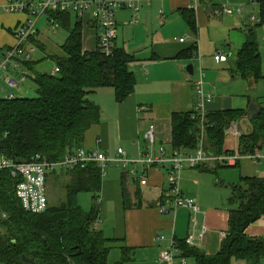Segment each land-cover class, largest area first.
Masks as SVG:
<instances>
[{
    "label": "trees",
    "instance_id": "obj_1",
    "mask_svg": "<svg viewBox=\"0 0 264 264\" xmlns=\"http://www.w3.org/2000/svg\"><path fill=\"white\" fill-rule=\"evenodd\" d=\"M250 2L258 5L260 22L245 29V42L237 50L234 69L229 73L232 79L245 80L252 87L259 80H264L256 32L259 26L264 25V0ZM47 15L67 31V37L60 46L62 54L50 57L58 71L54 74L35 73L36 97L0 98V154L16 162H30L35 155L57 161L81 148L85 132L100 119V108L88 99V95L99 88L110 87L115 101L120 103L133 93L136 86V76L130 68L135 58L130 52L115 44L112 53L103 54L97 43L93 50H86L82 44L83 24L80 18L66 11L48 12ZM181 15L187 28L195 35L197 25L193 9H182ZM37 34L38 31L34 35ZM34 35L28 38V42L33 48L43 49ZM196 52L197 46L193 43L176 57L192 59ZM30 58L19 59V67L11 69L16 78L21 76V70L33 71L35 63ZM254 104L248 99L245 109L208 111L205 115L206 151L215 154L226 151L227 126L246 117L251 128L240 136V141L250 145L264 142V106ZM193 113L194 110L170 113L171 150H193L196 147L199 125ZM221 167L224 165L204 164L197 168L217 174ZM54 174V180H64L60 187L65 196L57 204L48 203L42 213L23 211L15 195V186L20 179L11 177L9 172L1 175V264H25L22 255L32 259L34 264L107 263L113 239L96 228L102 183L99 167L88 163L84 168ZM124 176L122 196L124 207H127L129 200ZM229 188L228 228L217 252L207 254L199 247L187 245L184 239L176 240V257L184 259L185 264L188 261L191 264H234L235 261L237 264H261L264 260V237L246 233L248 226L264 216V176H241L238 182L230 183ZM81 192L92 194L93 203L89 211H84L78 204ZM135 195L139 198L138 191ZM163 202L162 194L160 204ZM121 251V260L115 264H123L129 259L126 248Z\"/></svg>",
    "mask_w": 264,
    "mask_h": 264
},
{
    "label": "crops",
    "instance_id": "obj_2",
    "mask_svg": "<svg viewBox=\"0 0 264 264\" xmlns=\"http://www.w3.org/2000/svg\"><path fill=\"white\" fill-rule=\"evenodd\" d=\"M6 2L7 0H0V8L4 7ZM217 8L221 9V5L216 0H199L196 6L194 0H152L149 5L141 4L138 15L131 8H120L116 11L115 43L135 58L130 68L136 76V86L133 93L120 103L115 101L112 91L110 94L106 91L99 94L103 87L88 95V99L99 106L100 119L85 132L83 148L95 149L112 156L118 147H122L129 158H134L133 154L136 151L139 153L146 149L145 132L152 124L154 147L169 145L170 150V113L193 110L195 102L193 82L199 68L204 73L195 35L188 36L190 30L183 20L181 10L193 9L197 28L203 31L205 28L213 29L211 22L215 27L217 19H224L222 17L225 14H215ZM159 9L162 10V14ZM135 17L136 23L128 24ZM24 20L23 13L0 11V50L5 51L16 44L13 31L18 23ZM183 35L188 36L190 40L187 41ZM90 36L93 46L83 45L86 50H93L96 47L95 33L93 35L91 33ZM180 38H183L182 42L179 41ZM193 43L197 46V52L192 61L176 57ZM213 61L220 65L227 62L228 58L225 62H216L214 59ZM188 64H193L192 73L185 69ZM1 83L0 79V86ZM210 87L206 85V92L210 93L213 99ZM6 89L8 90L6 93H12L14 97L22 90L19 86ZM212 99L208 109H219L220 105L221 108L227 107L225 102L221 104L225 97L222 100ZM108 172L102 176L98 196L100 224H97L96 228L102 230L107 238L113 239L112 243L118 246L119 252L126 248L127 252L141 255L146 264H158V253L163 245L156 242V235L163 234L166 238L173 236L175 240L184 239L190 229L189 211L178 208L173 214V219L168 216L169 213L159 212L160 198L166 189V173L160 167H151L147 170L145 185L139 184V181L133 178L130 182L126 170ZM123 174L129 200L127 207H124L122 196ZM192 183H182L180 189L183 195L194 198L201 208V212L197 214L195 232H198L202 225H205L206 232L197 247L207 254H214L219 248L222 233L227 231L228 212L224 208L199 201L198 184L195 181ZM137 191L139 198L135 195ZM246 233L264 237V216L248 226ZM113 245L112 247H115ZM261 264H264V260Z\"/></svg>",
    "mask_w": 264,
    "mask_h": 264
},
{
    "label": "built area",
    "instance_id": "obj_3",
    "mask_svg": "<svg viewBox=\"0 0 264 264\" xmlns=\"http://www.w3.org/2000/svg\"><path fill=\"white\" fill-rule=\"evenodd\" d=\"M151 1L7 0L0 11L23 13L25 20L14 28L13 34L16 44L7 48L0 56V79H2L0 91L5 93L4 97L13 98L14 95L6 93L5 89L16 88L19 82H23L27 78L26 70L20 71L21 76H18V78L20 77L18 79L11 69H17L19 59L28 60L35 51L32 46L25 47L28 38L37 31L34 28L35 22L32 20V16H45L49 28L53 30L60 28V25L54 18H49L48 12H69L95 30V39L99 50L103 54H110L116 44V9L120 7L131 8L138 15L141 4L149 5ZM194 2L196 6L199 0H194ZM159 12L162 14L161 9ZM215 12V14H233V10L226 5H222L221 9H217ZM236 12L237 14L241 13L239 9ZM136 21L135 17L129 23L135 24ZM250 21L258 23L260 19L252 16ZM262 39L264 40V36ZM179 41L182 42L183 38H180ZM227 58V55L220 51L213 55L216 62H225ZM57 71L58 67L55 66L51 73L54 74ZM203 78L204 73L199 68L197 77L193 82L195 91L193 115L198 120L199 125L197 143L193 150H166L164 146H159L156 149L154 147V125L151 124L145 132L147 147L138 153L137 158H129L122 147H118L112 156L95 149L81 147L57 161H48L39 155H35L30 162H16L4 154H0V178L5 172H9L13 178L18 177L20 181L15 186V195L21 208L28 213H42L48 206L47 179L51 173H63L76 168H84L88 163H95L100 169L101 176H104L110 167L117 166L125 169L133 179L139 181V184L145 185L147 183V170L151 167H160L166 172L167 189L163 191L164 202L159 205L158 210L160 213H169L172 210L175 214L178 208L187 209L189 211L190 229L184 241L189 246L197 247L203 240L206 227L202 225L201 229L195 232V226L198 223L197 214L201 212V208L194 198L183 195L180 189L181 171L184 168H197L204 164L235 167L243 160H248L253 164L264 162V142L258 141L253 145L242 143L240 136L244 132L240 131L237 122H231L225 131L226 138L227 135L235 138L233 146L226 148V151L219 154L206 151L205 110L206 104L212 99V95L205 91ZM138 165L142 167L141 171L137 170ZM1 215L5 217L4 213ZM224 235L225 233H222V237ZM155 239L156 242L163 245L158 253V264H185L184 259L176 257L178 255L177 242L173 236L166 238L163 234H158Z\"/></svg>",
    "mask_w": 264,
    "mask_h": 264
},
{
    "label": "rangeland",
    "instance_id": "obj_4",
    "mask_svg": "<svg viewBox=\"0 0 264 264\" xmlns=\"http://www.w3.org/2000/svg\"><path fill=\"white\" fill-rule=\"evenodd\" d=\"M216 2L221 6L226 5L232 9L233 14H225V16L222 17L224 18L222 20L217 19L215 27L211 22L210 25L213 29L205 28V30L202 31L200 28H197V33L194 37L196 44H198V55L202 60L201 66L204 70V89L206 91V85L211 86L210 91L213 94L212 101H215L216 99L222 100V98L225 97L226 99L221 103H226L225 106L227 107L225 108L245 109L248 107V99H250L251 102L264 106V80H259L255 86L251 87L248 86V83L245 80L236 78L232 79L229 73L231 69H234L235 54L237 50L241 48L245 42V26L247 24V26L250 24L254 25L255 23L250 21V18L252 16H259L258 5L251 3L250 0H216ZM238 9L241 11L240 14H237L236 12ZM225 17L227 18L226 20ZM32 20L35 22V30L38 31V34L34 35L35 39L42 44L43 49L34 47L35 51L31 54L30 58V61L35 63L34 69L33 71H27V78L25 81L19 82L18 86L22 90L19 91L20 93L15 94L16 97L37 96L35 85L33 83L35 73H51L54 68V62L50 57L53 54H62L60 46L67 37V31L64 28L50 29L48 23L46 22V17L43 15L38 17L32 16ZM242 22H244V24ZM240 23L243 25L241 26ZM82 24L83 45L86 47L93 46L92 36H90V34L92 33L93 35L95 30L91 26L87 27L85 23ZM256 30L259 52L261 55V68L264 70V41L261 39L262 35H264V25L259 26ZM189 35H192V32L188 33V36ZM188 36L183 35V38L188 41L190 40ZM30 45L33 46L28 41L25 43V47H29ZM218 49L228 57V61L220 65L215 64L212 57L213 53L215 54L219 51ZM3 50L4 49L0 50V54ZM7 91L8 90L5 89V92ZM101 91H106L107 94H110V91L113 92V89L110 87H103V89H100L98 93H103ZM4 95L5 93L0 92V98L4 97ZM210 102L211 101L206 104V113L213 110L208 109V104ZM221 107L222 105H220L219 108ZM248 120L249 119L246 117V119H241L237 122L241 132H248L250 130L251 125ZM142 138V135H140V139ZM234 144L235 138L227 135L224 143L225 148H230ZM166 146L164 147L168 150L169 145ZM143 149L144 148L142 147V150ZM133 155L137 158L138 152L136 151ZM136 168L138 171H141L142 169L140 165ZM120 169L125 170L117 166H112L107 169L106 174L109 173L108 170H110V172H118ZM54 176L55 174L51 173L48 175L47 179V200L50 204L59 203L65 196L60 187L61 182L64 180H54ZM241 176H264V162L253 164L248 160H243L235 167L224 166L219 168L217 174L202 171L198 168H184L180 173V184H193V181L197 182L199 201L201 200V202L207 203L210 206L221 209L224 208L226 210L227 201L231 194L229 185L230 183L238 182ZM127 177L129 181L132 182V176L129 173ZM165 183L167 189V181H165ZM77 200L78 204L84 211H89L91 209L93 203L92 194L88 192H81L78 194ZM173 214L174 212L170 210L168 216L173 219ZM177 217L179 219L178 215ZM97 224H100V220ZM100 228H102V226H100ZM113 244L114 243H112V245ZM113 246L115 247H112L110 250L106 264H115L121 260V252H119V249L117 248L118 246L116 244ZM127 257H129V259L123 264H146L145 261L141 259V255L138 253L127 252ZM236 263L237 262L235 261L234 264ZM187 264H191V262L188 261Z\"/></svg>",
    "mask_w": 264,
    "mask_h": 264
},
{
    "label": "water",
    "instance_id": "obj_5",
    "mask_svg": "<svg viewBox=\"0 0 264 264\" xmlns=\"http://www.w3.org/2000/svg\"><path fill=\"white\" fill-rule=\"evenodd\" d=\"M185 69H186V71H188V69H189V72L192 73V71H193V64L186 65ZM22 261L25 264H34L33 261H32V259H29L25 255H22Z\"/></svg>",
    "mask_w": 264,
    "mask_h": 264
}]
</instances>
